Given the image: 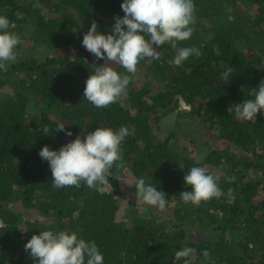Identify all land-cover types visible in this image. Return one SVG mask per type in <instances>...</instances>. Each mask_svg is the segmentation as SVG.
Wrapping results in <instances>:
<instances>
[{"label": "trees", "instance_id": "trees-1", "mask_svg": "<svg viewBox=\"0 0 264 264\" xmlns=\"http://www.w3.org/2000/svg\"><path fill=\"white\" fill-rule=\"evenodd\" d=\"M36 3L0 0L9 31L21 38L17 59L0 70V264H36L24 246L48 229L77 232L103 264H173L182 247L194 249V264H264V115L252 124L228 111L264 80V0H195L193 34L178 46L201 54L176 66L175 49L154 48L159 59L127 77L123 108L84 99L85 81L105 61L81 43L93 21L102 33L112 30L124 15L122 0ZM181 102L190 110H180ZM58 123L73 135L56 131ZM99 126L135 133L121 146L124 167L110 173L112 188H56L40 149H59ZM192 166L218 176L235 199L184 203L179 195L191 190L184 176ZM140 177L166 194L165 209L142 205ZM127 180L134 194L123 204Z\"/></svg>", "mask_w": 264, "mask_h": 264}, {"label": "clouds", "instance_id": "clouds-1", "mask_svg": "<svg viewBox=\"0 0 264 264\" xmlns=\"http://www.w3.org/2000/svg\"><path fill=\"white\" fill-rule=\"evenodd\" d=\"M35 6L42 7L39 0ZM121 9L124 15L114 18L109 33L98 31V24L93 21L81 41L86 50L98 60L105 61L103 65L95 66L85 81L84 99L96 108H106L110 104L123 108L131 83L127 77H135L140 64L159 59L162 51H154V48L170 45L175 49L172 63L176 66L182 65L193 54H201L199 48L178 46L193 34V25L196 23L195 0H122ZM17 15L23 14L18 12ZM10 23L9 17L0 14V70H6L7 64L17 59L21 38L9 31ZM261 63L264 64V59ZM114 64L126 76L118 72ZM231 71L228 68L223 73L225 80L231 78ZM249 96L230 106L228 111L241 121L255 124L257 113L264 115V80L250 91ZM180 110L188 111L190 107L183 109L181 106ZM56 131H64L67 136L73 135L65 123H58ZM43 132L48 133L49 129L44 128ZM134 135L131 128H120L114 133L109 127L99 126L83 139L76 136L59 149L45 145L38 154L48 161L56 188L80 187L83 182L103 194L112 188L114 177L110 173H113L114 168L120 171L124 167L121 146ZM184 181L191 186V190L179 195L184 203L199 205L202 201L225 195L229 203L235 199L232 189L225 193L219 187V177L205 167H190ZM135 189L136 196L146 205L163 210L170 203L166 194L157 190L154 184L147 183L144 177L136 181ZM24 247L26 251L30 250L33 258H38L36 264H103V257L94 244L67 229L40 231L39 234H33ZM193 254L194 249L191 247L179 248L174 252L173 264H194ZM202 255L207 258L209 252L204 250Z\"/></svg>", "mask_w": 264, "mask_h": 264}, {"label": "rangeland", "instance_id": "rangeland-1", "mask_svg": "<svg viewBox=\"0 0 264 264\" xmlns=\"http://www.w3.org/2000/svg\"><path fill=\"white\" fill-rule=\"evenodd\" d=\"M28 47H30V44L28 43ZM171 124V123H170ZM214 141V146H216V144H219L220 143V140L219 139H216V138H213ZM123 185L127 186L128 189L125 190V194H124V198H126L125 202L123 204H125L126 202H128V198L129 197H133V194H134V191H132V189H130V187L134 186L133 185V182H129L127 180V183H124ZM140 202L142 203L143 206H145V204L142 202V200L140 199Z\"/></svg>", "mask_w": 264, "mask_h": 264}, {"label": "built area", "instance_id": "built-area-1", "mask_svg": "<svg viewBox=\"0 0 264 264\" xmlns=\"http://www.w3.org/2000/svg\"><path fill=\"white\" fill-rule=\"evenodd\" d=\"M181 106H182L183 109H189V107L186 106L183 102H181Z\"/></svg>", "mask_w": 264, "mask_h": 264}]
</instances>
